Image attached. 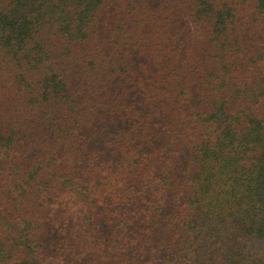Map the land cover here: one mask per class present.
Listing matches in <instances>:
<instances>
[{"label":"trees","instance_id":"trees-1","mask_svg":"<svg viewBox=\"0 0 264 264\" xmlns=\"http://www.w3.org/2000/svg\"><path fill=\"white\" fill-rule=\"evenodd\" d=\"M0 264H264V0H0Z\"/></svg>","mask_w":264,"mask_h":264}]
</instances>
